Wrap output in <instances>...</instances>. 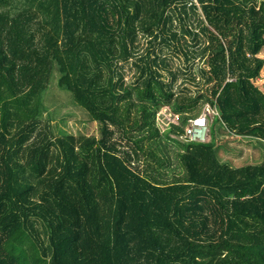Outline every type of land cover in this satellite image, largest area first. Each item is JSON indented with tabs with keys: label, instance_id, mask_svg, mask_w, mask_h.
Returning <instances> with one entry per match:
<instances>
[{
	"label": "trees",
	"instance_id": "trees-1",
	"mask_svg": "<svg viewBox=\"0 0 264 264\" xmlns=\"http://www.w3.org/2000/svg\"><path fill=\"white\" fill-rule=\"evenodd\" d=\"M258 24L264 0H0V264H264ZM54 65L100 137L42 118ZM217 126L259 163L221 161Z\"/></svg>",
	"mask_w": 264,
	"mask_h": 264
},
{
	"label": "rangeland",
	"instance_id": "rangeland-1",
	"mask_svg": "<svg viewBox=\"0 0 264 264\" xmlns=\"http://www.w3.org/2000/svg\"><path fill=\"white\" fill-rule=\"evenodd\" d=\"M252 35L254 38L256 53V72L252 80L260 85L264 91V25L258 24L252 27ZM169 54H172L169 52ZM172 56H174L172 54ZM180 56V57H179ZM174 57L173 66L180 65L186 66L187 63L183 62L181 55ZM127 81L132 80L133 72L127 67ZM59 74L56 65L51 75L49 87L47 91L42 95V99L45 105V112L42 115L43 119L51 121L52 132L55 136H61L64 134H71L74 136H94L100 137V125L97 122H93L89 119L87 113L79 108L71 99L69 93L60 90L58 87ZM183 85V88L193 89L187 80H184L182 76L178 79L177 85L179 88ZM163 112V113H161ZM202 113V112H201ZM208 117L209 128L211 130L214 115L210 113ZM167 110L160 111L158 117V123L161 129L164 131L167 129ZM221 127L217 126L216 136L219 147V158L221 161L228 163L232 167H240L247 164H258L260 161V150L254 145L253 142L246 138L231 137L228 134L221 133ZM211 140V132L209 141ZM109 258H108V256ZM101 264H112L110 252L108 249L103 253V262Z\"/></svg>",
	"mask_w": 264,
	"mask_h": 264
},
{
	"label": "built area",
	"instance_id": "built-area-1",
	"mask_svg": "<svg viewBox=\"0 0 264 264\" xmlns=\"http://www.w3.org/2000/svg\"><path fill=\"white\" fill-rule=\"evenodd\" d=\"M163 109L167 110V114H168L167 116H169L166 117V115H164L165 119L167 120L166 127H168L170 124H177L178 117L176 115L170 114L167 108H163ZM210 113H212L215 117L218 116V112L216 109H213L210 105H206L205 108H203L202 113L199 115V117L196 118L195 120L189 121V123L185 126L183 139L194 143L209 142L210 128H209L208 117L209 115H211ZM159 115L160 112L157 116V121L159 120L158 119Z\"/></svg>",
	"mask_w": 264,
	"mask_h": 264
},
{
	"label": "crops",
	"instance_id": "crops-1",
	"mask_svg": "<svg viewBox=\"0 0 264 264\" xmlns=\"http://www.w3.org/2000/svg\"><path fill=\"white\" fill-rule=\"evenodd\" d=\"M254 84L262 91V92H264L263 91V89L260 87V85L258 84V83H256V82H254Z\"/></svg>",
	"mask_w": 264,
	"mask_h": 264
}]
</instances>
